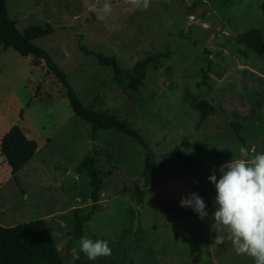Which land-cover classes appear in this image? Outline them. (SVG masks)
<instances>
[{
	"label": "rangeland",
	"instance_id": "rangeland-1",
	"mask_svg": "<svg viewBox=\"0 0 264 264\" xmlns=\"http://www.w3.org/2000/svg\"><path fill=\"white\" fill-rule=\"evenodd\" d=\"M5 1L19 29L53 25L34 41L65 71L85 104L138 128L157 177L150 191L141 193L142 144L111 128L92 139L90 122L73 112L43 60L0 45V140L17 123L37 143L15 173L0 154V223L45 216L63 245L71 207L80 206L81 212L90 207L80 198L82 178L74 167L95 148L102 182L84 236L107 240L117 258L123 257L121 242L135 260L149 264H254L237 255L231 242H214L212 214L218 205L208 177L233 155L239 157L241 146L264 152V60L258 52L243 55L236 49L242 47L238 33L250 26H258L264 38L262 0H151L146 11L112 0L113 12L104 20L92 11L96 0ZM204 2L196 18L210 24L202 27L185 18L181 3L189 10ZM81 43L114 55L128 69L140 58L159 55L133 89L113 77L110 65L85 53ZM192 94L214 107L200 123ZM236 123L243 140L235 135ZM175 145L191 162L179 159ZM193 192L207 205L204 219L180 204Z\"/></svg>",
	"mask_w": 264,
	"mask_h": 264
},
{
	"label": "trees",
	"instance_id": "trees-1",
	"mask_svg": "<svg viewBox=\"0 0 264 264\" xmlns=\"http://www.w3.org/2000/svg\"><path fill=\"white\" fill-rule=\"evenodd\" d=\"M264 13V0L260 3ZM53 25L45 22L44 25L31 23L19 29L16 19L11 17L5 0H0V45L11 47L21 55H35L40 57L49 72L53 73L65 89L66 97L73 112L91 124L90 137L96 139L100 129H115L136 139L144 147L142 187L141 193L149 192L150 185L157 177L156 165L152 161V152L146 140L138 128L129 125L116 114L109 113L100 108H93L85 104L79 97L75 88L69 82L65 71L57 64L52 55L34 40L50 32ZM236 49L243 55L255 51L264 60V38L258 26H250L237 35ZM80 48L85 53H92L101 64L110 65L113 69V77L118 80H125L126 84L136 89L142 78L145 76L146 65L150 60L156 61L158 53L150 54L136 60L130 69L120 66L114 55H106L101 51H93L83 43ZM206 77V74H203ZM191 103L199 108L197 123L205 119L214 110L213 105L205 97L192 94ZM235 135L243 140L239 127L240 123L233 125ZM181 144H186L182 141ZM37 143L34 139L28 138L23 129L17 123L8 127L0 140V154L15 173L22 167L36 152ZM174 150L179 159L186 163L191 162V157L180 145H175ZM97 151L95 148L84 153L76 163L74 171L79 178H82L80 185V197L84 204H89L88 210L81 212L80 206H73L69 212V225L65 232L67 238L63 245L57 243V236L53 233L51 223L45 216H37L29 220L20 221L14 224L0 223V264H149L143 259L135 260L130 254L129 248L118 243L123 250V257L117 258L116 252L110 256H101L96 260H89L83 252L79 251V240L84 236L85 224L90 219L97 207L101 189V174L96 166ZM79 252V259L73 256V249ZM72 249V250H71ZM124 258H127L125 261Z\"/></svg>",
	"mask_w": 264,
	"mask_h": 264
},
{
	"label": "clouds",
	"instance_id": "clouds-1",
	"mask_svg": "<svg viewBox=\"0 0 264 264\" xmlns=\"http://www.w3.org/2000/svg\"><path fill=\"white\" fill-rule=\"evenodd\" d=\"M133 10L146 11L151 0H125ZM92 11L97 19L104 20L113 12L112 0H96ZM239 157L213 168L208 180L215 186L214 203L218 205L213 215L214 242H231L237 255L248 256L254 264H264V152L241 146ZM218 173V174H217ZM182 207H191L201 219L209 215L204 199L196 192L181 199ZM79 251L89 260L110 256L112 249L104 239L83 236L79 240ZM79 259V252L73 249Z\"/></svg>",
	"mask_w": 264,
	"mask_h": 264
},
{
	"label": "water",
	"instance_id": "water-1",
	"mask_svg": "<svg viewBox=\"0 0 264 264\" xmlns=\"http://www.w3.org/2000/svg\"><path fill=\"white\" fill-rule=\"evenodd\" d=\"M206 5H207L206 2H204L203 4H196L192 9L187 10L186 6L183 3H181L182 11L185 18L189 21L194 20L197 24H199L202 27L208 26L210 22L202 18H196V17L202 13V10Z\"/></svg>",
	"mask_w": 264,
	"mask_h": 264
},
{
	"label": "flooded vegetation",
	"instance_id": "flooded-vegetation-1",
	"mask_svg": "<svg viewBox=\"0 0 264 264\" xmlns=\"http://www.w3.org/2000/svg\"><path fill=\"white\" fill-rule=\"evenodd\" d=\"M192 9V8H189V10Z\"/></svg>",
	"mask_w": 264,
	"mask_h": 264
}]
</instances>
